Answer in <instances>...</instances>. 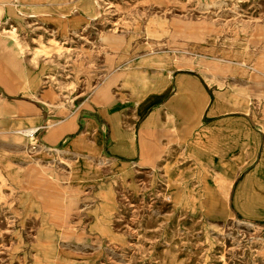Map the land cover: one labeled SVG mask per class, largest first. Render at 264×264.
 <instances>
[{"label":"rangeland","instance_id":"374dc122","mask_svg":"<svg viewBox=\"0 0 264 264\" xmlns=\"http://www.w3.org/2000/svg\"><path fill=\"white\" fill-rule=\"evenodd\" d=\"M181 72L259 137L232 187L219 170L166 159L191 116L132 130L163 153L162 171L40 143L41 119L84 106L124 144L138 104L166 100ZM261 162L264 0H0V264H264Z\"/></svg>","mask_w":264,"mask_h":264},{"label":"crops","instance_id":"0c3cea01","mask_svg":"<svg viewBox=\"0 0 264 264\" xmlns=\"http://www.w3.org/2000/svg\"><path fill=\"white\" fill-rule=\"evenodd\" d=\"M15 46L14 41H11L7 48L14 50L17 47ZM189 77L191 76L188 73L181 72L175 86L172 85L170 89L169 93L172 94L166 100L162 93L156 92L154 96L138 104V118L136 122L133 120L128 123L126 132L123 133L124 144L117 137L120 135L115 131L119 129L118 126L112 125L104 114H100V118H94L84 106L57 122H50L49 118L41 119L38 123L45 130L39 135L40 143L47 147H56L63 142L68 151L87 148L110 156L115 163L138 164L141 171H162L163 153L156 145L148 150L141 142L137 144L136 139L132 138V130L142 118L144 124L154 126L157 130L168 115L176 113L175 115L191 116L192 121L187 125L191 132L184 138L182 147L166 159L189 160L201 163L210 171L219 170L223 177L231 179L232 187L239 173L257 160L261 142L246 115L229 110L221 96L214 98L207 88L197 86L195 89L189 82L192 80ZM117 108L115 105L110 110L116 111ZM194 115L198 118V126L193 123ZM250 141L253 143L248 145ZM257 171L264 175V162L258 165ZM223 193L228 196L229 189H224ZM47 199L45 197L44 201Z\"/></svg>","mask_w":264,"mask_h":264},{"label":"built area","instance_id":"2783aa9c","mask_svg":"<svg viewBox=\"0 0 264 264\" xmlns=\"http://www.w3.org/2000/svg\"><path fill=\"white\" fill-rule=\"evenodd\" d=\"M37 130H38V129H36L35 131H33V132H31L30 134H27V135H29L31 138H34V136H35ZM32 146H33V148H36V147H37V143H36V144H33Z\"/></svg>","mask_w":264,"mask_h":264},{"label":"bare ground","instance_id":"6f19581e","mask_svg":"<svg viewBox=\"0 0 264 264\" xmlns=\"http://www.w3.org/2000/svg\"><path fill=\"white\" fill-rule=\"evenodd\" d=\"M33 131H35V130H29V131L26 130V133L30 134Z\"/></svg>","mask_w":264,"mask_h":264}]
</instances>
